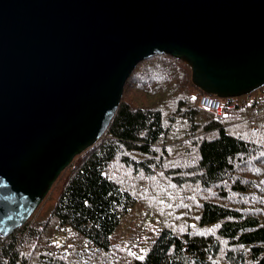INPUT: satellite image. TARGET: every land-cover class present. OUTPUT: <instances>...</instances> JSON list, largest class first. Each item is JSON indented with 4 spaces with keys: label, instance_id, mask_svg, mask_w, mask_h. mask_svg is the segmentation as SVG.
I'll list each match as a JSON object with an SVG mask.
<instances>
[{
    "label": "water",
    "instance_id": "95a60500",
    "mask_svg": "<svg viewBox=\"0 0 264 264\" xmlns=\"http://www.w3.org/2000/svg\"><path fill=\"white\" fill-rule=\"evenodd\" d=\"M160 53L199 90L264 84V0H0V236L105 131L125 79Z\"/></svg>",
    "mask_w": 264,
    "mask_h": 264
},
{
    "label": "trees",
    "instance_id": "16d2710c",
    "mask_svg": "<svg viewBox=\"0 0 264 264\" xmlns=\"http://www.w3.org/2000/svg\"><path fill=\"white\" fill-rule=\"evenodd\" d=\"M159 57L169 59L171 65L179 63V59L166 53L144 59ZM151 71L144 86L158 87L161 82L163 84L170 79L172 85L178 84V77H174V80L167 68L161 65L152 66ZM131 74L125 79L124 85ZM183 77V74L179 77L181 81ZM124 85L109 124L91 148L81 151V158L73 165L50 207V217L40 225L35 224L33 219H27L11 233L0 236V264H96L104 254L116 251L112 242L113 232L122 216L128 212L135 195L132 187L123 189L110 178L107 168L115 157H121L122 148H132L147 155L152 145L161 139L164 141L161 137L167 132L162 109L155 102L144 107L124 101ZM197 92V95H201L203 91ZM187 101L188 98L174 96V106H181ZM192 109V115L201 116L197 108ZM202 116V131L207 133L204 137H190L196 126L188 121V125L182 128L186 133L181 132L178 138L187 137L188 141L194 143L195 155L192 160L198 172L197 181L202 188L228 183L230 189L237 193L246 191V185L253 181L251 178L264 172V162L256 161L257 166L248 169L252 173L241 172L237 176L233 173L235 158L246 154L245 160L257 156L264 160V150L257 151L245 139L228 132V127L225 128L220 121L222 117L214 118L211 112ZM188 127L192 129L191 132H187ZM123 160L128 164L130 158L125 156ZM148 161L149 156H145L132 165L144 168ZM220 195L223 196L224 192L221 191ZM199 202L197 224L214 226L213 233L205 235L192 233L191 230L177 232L165 226L147 239L142 251L141 244L133 246L139 253L129 256L126 261L129 264H264V221L260 220L258 214L246 212L242 206L232 207L212 199ZM65 229L76 235V239H73L76 245L70 243L72 240L69 239L63 245L50 240L47 242L51 238V231Z\"/></svg>",
    "mask_w": 264,
    "mask_h": 264
},
{
    "label": "rangeland",
    "instance_id": "374dc122",
    "mask_svg": "<svg viewBox=\"0 0 264 264\" xmlns=\"http://www.w3.org/2000/svg\"><path fill=\"white\" fill-rule=\"evenodd\" d=\"M171 64V61L165 57L144 59L135 65L131 78L124 85L122 96L124 101H128L131 105H143L144 107L155 102V105L162 109L167 132L161 137L164 138V141L161 139L152 145L147 155L135 149L131 150L132 148H122L120 155L122 158L115 157L107 168L110 178L123 189L132 187L135 197L128 212L122 216L121 222L113 232L112 242L116 251L104 254L99 261H96V264H129L126 259L137 252L133 246L141 244L142 251V245L147 239H150L152 234L165 226H169L177 232L191 230L192 233L205 235L213 233L214 226L206 225L204 227L197 224V214L200 210L199 201L202 199L216 200L218 203L222 202L232 207L242 206L246 212L254 211L260 220L264 221V172L259 175L255 174L251 178L253 181L246 185L248 186L247 190L238 193L234 189L231 190L228 183H218L217 187L202 188L197 181L196 174L198 172L195 171V161L192 160L195 155L194 143L188 141L187 137L181 140L178 138L183 132L182 128L188 125V121L193 122L196 126L193 128L194 134L190 133V137L195 139L204 137V134L207 133L202 131L204 122V119L201 120L202 115H206L208 112L214 115L216 113L207 107L196 105L198 104L197 90L199 89L190 81L189 67L180 60L177 64ZM154 65L167 68L174 80H176L174 77H178V84L172 85L170 79V81L165 80L163 84L161 82L158 87L144 86L143 83L152 74L151 67ZM182 74L185 76L183 81L179 78ZM263 87L264 85L249 92L251 93L249 102L244 101L247 93L233 96L234 103L232 104H228L229 101L219 97L222 106L218 112L219 117H222L220 121L225 128L228 127V132L245 139L257 151L264 150V90L257 92ZM149 88L157 90H148ZM174 96L188 98V101L181 106H174L176 105ZM242 102L244 103L241 104ZM193 107L200 111L202 117L198 114L192 115ZM239 107L244 108L234 109ZM191 130L188 127L187 132H191ZM171 137L173 139L170 140ZM91 146L88 147L91 148ZM81 151L72 158L69 164L65 165V168L53 180L51 188L45 193L39 205L28 217V219L35 220V224L40 225L50 217V207L53 206L57 193L60 192L73 165L81 158ZM125 156L130 158V161L127 160L128 164L124 163L126 162L123 160ZM145 156H149L150 161L144 168L132 165ZM245 157H247L246 154H240L235 158L233 173L237 176L241 175V172L252 173L248 169L256 167V161L264 162L260 156L252 160H245ZM144 169H147L148 172ZM221 191L224 192L223 196L220 195ZM49 236L51 238L47 239L48 237H46L47 242L50 240L54 244L63 245L65 240L69 239L72 240L70 243L76 245L74 243L76 241H73L76 239V235L69 229L51 231ZM34 242L37 243V241ZM222 245L225 246V244Z\"/></svg>",
    "mask_w": 264,
    "mask_h": 264
},
{
    "label": "built area",
    "instance_id": "2783aa9c",
    "mask_svg": "<svg viewBox=\"0 0 264 264\" xmlns=\"http://www.w3.org/2000/svg\"><path fill=\"white\" fill-rule=\"evenodd\" d=\"M263 86V85H262ZM260 86V87H262ZM261 90H264V87L263 88H260L258 91L260 92ZM251 93H247L246 96H245V102H249L250 99H251V96H250ZM233 97V96H232ZM232 97L227 99V98H224V97H220L221 99L223 100H227V102L229 101L228 104H232L234 103V100H232ZM220 98L219 96L217 97L216 95L214 96L213 94H210V93H201V95L198 97V104L196 105H200L203 106V107H207L211 110H214V112L216 113L215 114V117L216 115H219V110L222 109V106L220 104ZM244 102H242L241 104H243Z\"/></svg>",
    "mask_w": 264,
    "mask_h": 264
},
{
    "label": "bare ground",
    "instance_id": "6f19581e",
    "mask_svg": "<svg viewBox=\"0 0 264 264\" xmlns=\"http://www.w3.org/2000/svg\"><path fill=\"white\" fill-rule=\"evenodd\" d=\"M225 97H227V96H225ZM230 97V96H229Z\"/></svg>",
    "mask_w": 264,
    "mask_h": 264
}]
</instances>
